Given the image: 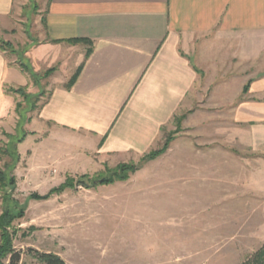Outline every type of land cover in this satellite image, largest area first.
<instances>
[{"label":"crops","instance_id":"crops-1","mask_svg":"<svg viewBox=\"0 0 264 264\" xmlns=\"http://www.w3.org/2000/svg\"><path fill=\"white\" fill-rule=\"evenodd\" d=\"M15 3L0 0V30L15 27ZM43 29L30 61L68 76L82 69L70 88L66 79L54 82L27 120L26 129H35L21 144L22 157L25 147L38 148L36 137L53 141L57 155L66 153L64 142L85 159L143 155L193 96L200 109L215 111L216 125L230 126L216 140L229 139L231 148L213 153H229L231 167L245 163L242 190L232 197L262 198L264 219V0H51ZM28 79L0 49V139L18 123L10 89Z\"/></svg>","mask_w":264,"mask_h":264},{"label":"rangeland","instance_id":"rangeland-1","mask_svg":"<svg viewBox=\"0 0 264 264\" xmlns=\"http://www.w3.org/2000/svg\"><path fill=\"white\" fill-rule=\"evenodd\" d=\"M50 1L16 0L15 27L0 30L10 58L23 70L22 64L29 68L28 84L10 90L16 94V108L21 104L15 120L23 125L16 123L0 139V174L6 176L4 183L0 180V214L7 205L15 208L10 231L20 264H45L41 253L58 254L67 264H240L251 257L264 245L262 198L232 197L242 190L245 159L238 156L244 165L231 167L229 153L214 155L221 145L219 128L225 132L230 126L216 125L215 111L200 109L193 96L190 108L178 111L143 155L90 153L85 159L74 147L71 155L69 142L61 146L67 154L57 155L60 148L53 141L36 137L38 148L27 146L21 156L22 142L35 129H26L27 120L37 116L54 82L66 79V85L77 71L68 76L56 66L44 70L28 56L42 41ZM170 139L164 153L145 159ZM221 147L229 150V139ZM124 164L141 167L124 180L95 182ZM10 178L15 184L8 183ZM68 179L73 187L47 199L33 198ZM141 198L152 200L142 204L137 201Z\"/></svg>","mask_w":264,"mask_h":264},{"label":"trees","instance_id":"trees-1","mask_svg":"<svg viewBox=\"0 0 264 264\" xmlns=\"http://www.w3.org/2000/svg\"><path fill=\"white\" fill-rule=\"evenodd\" d=\"M71 41H82L89 43V40L86 39H75ZM0 49L7 51V46L0 41ZM91 49H88L87 55H89ZM25 71L29 70L28 66L26 64H22ZM82 69V65L77 69L75 74L72 76L68 84H66L67 88H70L76 81L77 77L79 76ZM32 77L35 79V73H31ZM36 80V79H35ZM247 86H245L244 91H247ZM11 90V89H10ZM21 104H17V112L19 111V107ZM24 116V115H23ZM21 120V119H20ZM23 124L18 121V127L22 126ZM25 134V133H24ZM23 134V135H24ZM172 139L165 142L163 147L159 150L153 151L150 154L147 155L145 159H155L160 154L164 153L168 147L169 142ZM20 141V139H19ZM141 165H122L120 170H115L112 176H105L103 178H99L95 180L96 183H112L115 180H124L127 179L131 173L137 171ZM121 171L120 174L118 172ZM6 179V176L0 174V180L4 183ZM80 180H77V182ZM84 182V180H81ZM8 183L15 184L14 178H10ZM75 185V184H74ZM73 181L67 180L64 183H62L60 186L52 188L47 194L40 195V194H33L34 199H47L49 198L54 192H61L67 187H73ZM15 208L10 207L9 205L5 206L0 214V264H20L21 261V254L13 249V242H12V232L10 231L12 220L16 217V214L14 213ZM40 258L42 261H44L45 264H67L65 260L55 253H41ZM240 264H264V245L256 251L251 257L247 258Z\"/></svg>","mask_w":264,"mask_h":264}]
</instances>
